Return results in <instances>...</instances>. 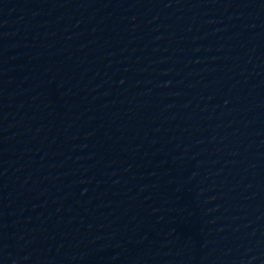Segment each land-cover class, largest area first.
I'll return each mask as SVG.
<instances>
[{
    "label": "water",
    "instance_id": "water-1",
    "mask_svg": "<svg viewBox=\"0 0 264 264\" xmlns=\"http://www.w3.org/2000/svg\"><path fill=\"white\" fill-rule=\"evenodd\" d=\"M0 264H264V0H0Z\"/></svg>",
    "mask_w": 264,
    "mask_h": 264
}]
</instances>
